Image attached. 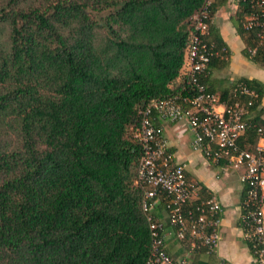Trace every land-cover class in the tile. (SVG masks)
<instances>
[{
	"label": "trees",
	"instance_id": "trees-1",
	"mask_svg": "<svg viewBox=\"0 0 264 264\" xmlns=\"http://www.w3.org/2000/svg\"><path fill=\"white\" fill-rule=\"evenodd\" d=\"M206 1L0 0V264H155L150 225L162 224L152 208L168 197L143 210L150 188L138 179L135 135L153 101L191 97V17ZM227 1L213 0L203 37L218 52L199 79L212 94V66L228 57L212 19ZM248 11L238 4L243 53L264 64V46L248 52L257 43L242 28ZM238 82L258 94L254 110L264 87ZM233 88L220 101L234 102ZM149 118L156 128L169 120ZM258 119L240 150L259 141Z\"/></svg>",
	"mask_w": 264,
	"mask_h": 264
},
{
	"label": "built area",
	"instance_id": "built-area-1",
	"mask_svg": "<svg viewBox=\"0 0 264 264\" xmlns=\"http://www.w3.org/2000/svg\"><path fill=\"white\" fill-rule=\"evenodd\" d=\"M233 1L236 6L240 3L249 6L242 28L255 32L257 43L248 50L250 57H253L264 46V0ZM212 2L207 0L203 9L191 17L194 32L186 57L191 97L153 101L142 113L141 126L135 138L143 150L138 179L150 188L145 192L143 210L148 212L152 207L147 200L157 198L161 192L166 193L168 223L177 228L176 238L184 240L188 233L207 253H213L216 249L222 212L220 204L212 196L198 201L197 184L186 178L184 166L174 161L160 128L154 127L149 118L153 110L160 117L171 121L186 120L194 132L192 148L202 152L206 159L216 164L227 163L236 171L242 170L241 182L245 186L242 228L255 264H264V102L261 101L253 110L258 94L242 82L234 85V102L220 101L199 80L206 72L211 58L218 55L215 47L203 38L207 34ZM180 100L189 108H183ZM256 114L263 122V125H254L259 141L251 151L240 150L237 141L247 129L249 120L256 117ZM150 230L155 264H194L185 259H173L164 252L161 225L151 224Z\"/></svg>",
	"mask_w": 264,
	"mask_h": 264
},
{
	"label": "crops",
	"instance_id": "crops-1",
	"mask_svg": "<svg viewBox=\"0 0 264 264\" xmlns=\"http://www.w3.org/2000/svg\"><path fill=\"white\" fill-rule=\"evenodd\" d=\"M236 16L237 6L233 0H228L218 8L212 19L222 42L228 49L227 64L221 67L218 63L214 64L207 79V86L217 96L225 90L230 92L234 83L239 80L256 81L264 87V64L255 63L244 55L245 45L236 29ZM261 101L264 102V95ZM158 126L174 161L183 165L186 178L197 184L198 201H204L212 196L222 209L217 229L219 236L217 247L213 253H207L188 233L190 242L176 238L175 229L168 224L164 200L158 198L152 211L163 226L164 250L167 255L195 264H255L241 224L245 193V186L241 182L242 170H233L224 162L213 163L206 159L202 152L194 150L192 148L194 132L186 120L171 122L159 119Z\"/></svg>",
	"mask_w": 264,
	"mask_h": 264
}]
</instances>
